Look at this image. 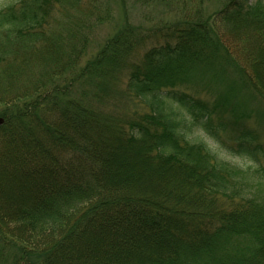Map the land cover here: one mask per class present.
Returning a JSON list of instances; mask_svg holds the SVG:
<instances>
[{
  "label": "trees",
  "instance_id": "trees-1",
  "mask_svg": "<svg viewBox=\"0 0 264 264\" xmlns=\"http://www.w3.org/2000/svg\"><path fill=\"white\" fill-rule=\"evenodd\" d=\"M90 1L0 7V102L16 104L0 180L28 191L0 188V239L23 249L13 264H264V138L243 122L247 99H264V0H221L207 17L196 0L151 33L123 27L78 67ZM84 81L97 104L75 94ZM197 128L216 142L232 131L225 149L253 166Z\"/></svg>",
  "mask_w": 264,
  "mask_h": 264
},
{
  "label": "rangeland",
  "instance_id": "rangeland-1",
  "mask_svg": "<svg viewBox=\"0 0 264 264\" xmlns=\"http://www.w3.org/2000/svg\"><path fill=\"white\" fill-rule=\"evenodd\" d=\"M90 1L94 10L91 12L89 18V26L86 30L88 37L84 43V53L81 56L78 67L84 66L89 60L96 57L101 48L105 45L107 38L114 33L122 29L123 27H132L136 29L139 34L151 33L153 26L163 25L164 23L174 22L180 20L184 13H191V10L199 7L196 0H189L183 5L184 0H173L169 3H165L159 0H93ZM8 0H0V7L7 3ZM221 0H205L201 5V10L204 17H207L212 12L218 10L221 5ZM89 82H83V86L74 87L78 95H84L83 102L88 105H95L97 102L92 101L91 94L88 93L90 89ZM77 87V89H76ZM87 88V90H85ZM201 99H208V94L205 91H199L196 93ZM103 102V101H102ZM16 104L8 105L0 102V123L3 122V115L10 109L11 112L15 111ZM106 109L110 106L109 102H105ZM117 107L119 105H116ZM122 112L127 110L125 104L122 105ZM246 109H249L246 113L249 117L244 118V125L252 130L254 134L258 136V140L264 138V123L261 121L260 115L264 113V99L261 97H249L245 105ZM8 113V112H7ZM232 131L225 130L219 134V141L216 142L207 133L197 128L194 134L198 140L204 142L211 152L219 156L220 158L230 161L231 163L240 167L253 166V163L246 156L237 155L231 151L226 150L228 145H231L234 135ZM107 135L100 133L99 137L102 142L103 138ZM108 137L105 139L107 141ZM228 144V145H227ZM223 147H222V146ZM108 149L111 151L113 157H116L114 151H118L119 146L113 142L108 141ZM119 161V160H118ZM136 161V160H131ZM147 171V170H146ZM143 171V174L146 173ZM8 174V173H7ZM11 175H6V179L0 180V188L3 194L11 195L14 199H19L23 194L28 193L24 188H16L14 185H10ZM160 179V178H157ZM16 188V189H15ZM0 199L6 202V198L0 197ZM13 241L9 243L0 239V264H13L16 261V252L23 249H19V246L12 245ZM92 244H100L97 239H92ZM138 251H141L140 248ZM21 264H43L39 257L30 256L25 257V260L20 261Z\"/></svg>",
  "mask_w": 264,
  "mask_h": 264
}]
</instances>
